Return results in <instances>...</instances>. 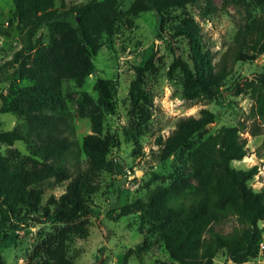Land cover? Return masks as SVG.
I'll return each mask as SVG.
<instances>
[{
    "label": "trees",
    "instance_id": "obj_1",
    "mask_svg": "<svg viewBox=\"0 0 264 264\" xmlns=\"http://www.w3.org/2000/svg\"><path fill=\"white\" fill-rule=\"evenodd\" d=\"M197 1L133 0L123 11L120 0H82L70 5L65 0H14L23 42L10 59L0 64V75L8 70L16 86L3 110L21 117L29 130L16 125L0 131V143L10 147L8 153L0 150V229H11L36 216L65 226L53 255L35 264H80L68 254V237L78 222L92 213L91 201L99 188L95 181L107 170V157L116 144L114 135L103 131V109L87 92L79 101V114L91 118L92 132L83 137L80 145L71 138L73 115L63 94V80L84 83L95 70V57L105 34L114 33L123 18L131 22L143 12L156 11L164 30L173 10ZM246 1L250 6L248 20L217 62L194 33L192 16L182 17L171 31L165 32L171 42H186L187 47L182 45L180 52L172 44L169 69L171 74L182 75L186 99L222 103L223 85L234 64L253 61L264 53V0ZM43 28L51 32L47 42L37 37ZM134 70L129 88L130 124L125 137L140 148V136L151 125L153 94L145 85L147 76L157 71L156 52L144 64H135ZM247 84L255 86L253 114L260 121H255L250 130L258 134L264 127V71ZM94 88L100 93L104 109L115 114L116 81L99 77ZM234 88L236 93L244 90L237 80ZM91 102L93 106L89 107ZM216 118L214 110L204 107L198 115L179 118L166 138L160 135L153 160L165 162L173 156L168 180L153 190L148 200L127 202L113 215L119 219L139 212L140 229H147L145 246L153 237L169 256L162 264H245L260 253L264 241V226L260 225L264 220V186L256 189L250 183L259 166L233 165L234 160L243 159L249 152L242 136L246 124L223 125L206 135L208 125ZM17 140L26 142L27 154L14 146ZM76 145L85 154V168L65 163L75 153ZM181 162L189 165L190 173ZM50 181L67 183L60 195L52 193L44 202ZM231 217L237 220L231 231L217 228ZM4 238L15 240L8 233ZM133 252L135 248L131 247L124 254L125 260ZM0 264H8L1 252Z\"/></svg>",
    "mask_w": 264,
    "mask_h": 264
},
{
    "label": "rangeland",
    "instance_id": "obj_2",
    "mask_svg": "<svg viewBox=\"0 0 264 264\" xmlns=\"http://www.w3.org/2000/svg\"><path fill=\"white\" fill-rule=\"evenodd\" d=\"M68 5L82 0H65ZM121 9L126 11L133 0H120ZM249 2L246 0H198L188 4L186 8L173 10L163 29L160 28V16L156 11L143 12L131 22L122 19L115 32L105 34L104 42L95 57V70L82 85L75 80H63L62 90L67 105L73 115L74 131L71 138L77 139L79 145L83 137L92 132L90 117H81L79 101L87 92L104 112V133L114 135L116 144L107 157V170L103 171L95 181L99 188L91 201L92 213L79 221L76 230L69 234L67 250L71 258L80 264H162L169 260L163 247L153 237H149L145 246L144 237L147 229H140L139 212L113 218L123 204L141 198L148 200L151 192L168 180L171 171L172 157L165 162L153 160V150L159 148L157 142L161 135L166 138L175 128L181 117L198 115L201 108L207 107L217 113V118L210 123L206 135L216 131L223 125L246 124L242 136L247 141L248 154L241 160H234L238 168H249L258 165V173L250 180L256 189L264 186V127L258 134H252L251 128L260 118L253 114L255 105V86L248 81L256 78L264 71V53L253 61L236 62L232 74L227 78L222 103L206 99L198 102L183 96V80L180 72L171 74L173 61L172 44L181 51L186 42L172 41L165 34L172 26L179 23L187 15L194 18L193 31L208 51L214 62L221 59L233 42L236 32L243 28L248 20ZM14 0H0V64L10 59L23 42V30L15 14ZM51 32L43 28L38 38L47 42ZM58 36V34H56ZM187 47V46H185ZM156 52L157 71L146 78V88L153 94L151 109V125L140 136V145L126 141L125 131L130 124L129 88L135 76L134 65L144 64L151 53ZM8 70L0 75V131L12 129L19 125L28 131V125L12 112L3 110L4 104L12 99L16 86ZM11 71V70H10ZM99 77L112 78L117 85V110L109 113L99 102L100 93L94 88ZM240 81L244 90L236 93L235 82ZM93 106L92 102L89 107ZM34 136V131H30ZM79 145L75 153L65 161L70 166L86 167L85 154L80 152ZM23 154L28 153L27 144L23 140L15 142ZM10 147L0 143V150L8 153ZM181 166L190 173L185 162ZM118 178V180L116 179ZM194 185L197 181L191 178ZM67 182L57 184L49 182L43 201L54 193L60 195ZM237 224L235 217L217 224L222 231H231ZM264 226V220L260 222ZM61 223L45 220L42 216L29 219L21 225L8 230L0 229V252L8 264H35L42 257H51L57 248ZM12 235L14 241H8L4 234ZM142 246V247H141ZM135 248V252L125 260L124 254ZM141 247V249H140ZM222 257L217 260L220 261ZM245 264H264V241L261 243L258 257Z\"/></svg>",
    "mask_w": 264,
    "mask_h": 264
},
{
    "label": "water",
    "instance_id": "obj_3",
    "mask_svg": "<svg viewBox=\"0 0 264 264\" xmlns=\"http://www.w3.org/2000/svg\"><path fill=\"white\" fill-rule=\"evenodd\" d=\"M231 262L233 261V260H230ZM99 264H101V260L99 261Z\"/></svg>",
    "mask_w": 264,
    "mask_h": 264
}]
</instances>
